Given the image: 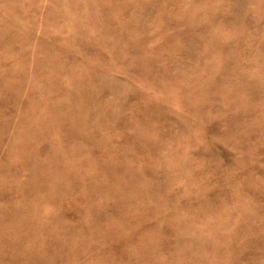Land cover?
<instances>
[{
    "label": "rangeland",
    "instance_id": "rangeland-1",
    "mask_svg": "<svg viewBox=\"0 0 264 264\" xmlns=\"http://www.w3.org/2000/svg\"><path fill=\"white\" fill-rule=\"evenodd\" d=\"M0 264H264V0H0Z\"/></svg>",
    "mask_w": 264,
    "mask_h": 264
}]
</instances>
